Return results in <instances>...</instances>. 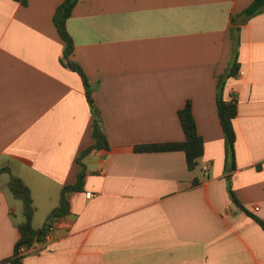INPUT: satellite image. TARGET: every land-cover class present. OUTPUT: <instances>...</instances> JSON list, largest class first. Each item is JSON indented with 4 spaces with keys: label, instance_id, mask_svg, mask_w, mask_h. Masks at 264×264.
Returning a JSON list of instances; mask_svg holds the SVG:
<instances>
[{
    "label": "crops",
    "instance_id": "0c3cea01",
    "mask_svg": "<svg viewBox=\"0 0 264 264\" xmlns=\"http://www.w3.org/2000/svg\"><path fill=\"white\" fill-rule=\"evenodd\" d=\"M64 1L0 0V167L30 187L35 228L94 143L85 85L62 63L54 17ZM254 1H79L67 22L73 59L95 89L110 149L83 159V188L66 194L71 213L23 264H264V230L229 191L264 221V12L239 15ZM237 40L240 71L223 93L238 102L229 172L217 87ZM188 101L205 144L195 170L181 151L135 152L184 141L178 112ZM8 181L0 175V262L24 219Z\"/></svg>",
    "mask_w": 264,
    "mask_h": 264
},
{
    "label": "trees",
    "instance_id": "16d2710c",
    "mask_svg": "<svg viewBox=\"0 0 264 264\" xmlns=\"http://www.w3.org/2000/svg\"><path fill=\"white\" fill-rule=\"evenodd\" d=\"M23 5L27 4V0H14ZM80 0H65L57 9L54 22L57 30L65 42V51L62 58V63L70 70L78 73L85 85L87 100L93 114V131L92 137L94 143L84 150L77 158V162L81 166V171L78 180L75 184L65 186L62 189L60 201L58 206L49 214L46 224L42 228L34 227V218L36 215V207L30 187L25 181L15 175L9 166L0 167V175L7 174L9 181L7 187L13 197L19 200L23 205V221L17 225L20 232V239L15 245L14 254L0 262V264H23V261L28 254V251L38 244L46 242L54 224L61 218L68 216L71 213V205L66 198V194L71 191H81L86 177V166L83 159L95 150H109L110 143L107 135L101 124L99 114L96 109L94 99V87L90 84L87 75L82 67L73 59L75 52V43L67 30V22L73 14V10L78 5ZM264 12V0H255L249 7H247L240 16L246 20L254 17L257 14ZM234 22V18H233ZM238 30H235V34ZM240 71L238 61V40L234 47L233 58L231 60L229 69L218 81L217 87V107L221 126L225 136V145L227 150L229 172L235 170V145L237 142V135L234 127V120L238 114V102L234 98L228 101L224 98V87L227 78L235 77ZM181 126L185 134V140L181 142L157 143L148 145H139L135 147L136 153H154V152H174L181 151L186 155L187 166L189 170H195L199 165V160L204 155L205 144L202 136L199 134L197 123L193 114L192 102L188 101L183 109L178 112ZM199 180L195 179L193 185H198ZM230 195L233 202L251 219L258 223L264 230V221L251 213L245 208L235 193L232 187H229Z\"/></svg>",
    "mask_w": 264,
    "mask_h": 264
},
{
    "label": "built area",
    "instance_id": "2783aa9c",
    "mask_svg": "<svg viewBox=\"0 0 264 264\" xmlns=\"http://www.w3.org/2000/svg\"><path fill=\"white\" fill-rule=\"evenodd\" d=\"M209 169H210L209 166H204V167H203V170H204V171H208ZM87 197H88V198H92V197H93V194H92V193H88V194H87ZM53 232H54V228H52V230H51L49 236H50L51 234H53ZM49 236H48V238H49ZM48 238H47V239H48Z\"/></svg>",
    "mask_w": 264,
    "mask_h": 264
}]
</instances>
